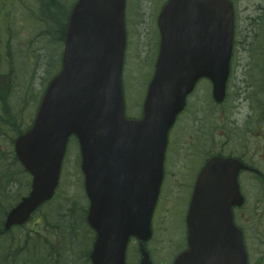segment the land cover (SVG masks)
Returning <instances> with one entry per match:
<instances>
[{"label": "water", "instance_id": "95a60500", "mask_svg": "<svg viewBox=\"0 0 264 264\" xmlns=\"http://www.w3.org/2000/svg\"><path fill=\"white\" fill-rule=\"evenodd\" d=\"M222 1L169 0L163 7L155 72L138 120L124 117L121 98L124 0L77 1L62 69L45 89L33 125L14 142L19 161L33 177L28 196L7 213L5 230L25 222L51 197L73 133L89 197L86 221L95 232L92 264H125L129 237L141 245L139 264H152L143 243L152 236L167 131L200 75L216 76V97L224 86L233 16L227 6L217 5ZM214 162L203 167L186 217L187 249L173 264H245L237 232L228 227L232 202L218 199H229L236 187L219 179Z\"/></svg>", "mask_w": 264, "mask_h": 264}, {"label": "rangeland", "instance_id": "374dc122", "mask_svg": "<svg viewBox=\"0 0 264 264\" xmlns=\"http://www.w3.org/2000/svg\"><path fill=\"white\" fill-rule=\"evenodd\" d=\"M12 9L8 11V17H0V39L4 42L3 46L7 49V56L0 55V76L2 77V84L0 88V99L5 100L6 104H2L0 100V115H4L5 112L16 117L17 120L21 117L27 118L29 114L32 116L36 111L39 103V97L43 92V89L48 80L58 71L61 62V53L63 50V41L59 40L60 23L56 22L51 24L48 20V11L42 10L43 5L38 0L37 3H33L34 13H31L30 0H11ZM64 10L69 9L71 3L74 0H58ZM150 0H127L126 9V24H127V44L124 54V63L122 71V85L123 96L125 102V114L127 116L139 115L140 106L143 102L146 87L151 77L153 70V61L156 55V44L158 41V35L155 31V18L157 14L156 4L147 5ZM159 0H155V3ZM257 2L258 0H251ZM0 8L5 12L7 8V2L0 0ZM144 3V4H143ZM38 4V6H37ZM41 7V8H40ZM53 11L54 8L49 6ZM253 12V19L257 17V10L255 7L247 10L238 9L237 23L240 27L248 26L253 28L251 21L248 23V17L246 14ZM56 13V11H55ZM46 16L44 21H41L40 16ZM56 16V15H55ZM252 17V16H251ZM247 19V20H246ZM52 25V26H51ZM237 25V33L235 34L236 40L234 41V60L235 62H241V55L238 53V48L241 49V44L237 45V40L241 38L243 32ZM47 30V31H46ZM157 30V29H156ZM4 38V39H3ZM257 49V48H254ZM3 51V48L1 49ZM9 58L11 67L7 66L5 59ZM2 63L4 67H2ZM241 72L237 69L230 81L231 83H237V86L241 83ZM234 93V92H232ZM229 101L231 98L229 97ZM8 104L11 106L8 107ZM35 110V111H34ZM33 117V116H32ZM184 137L187 141H190L191 134L187 129L183 131ZM3 137V138H2ZM7 137L6 134L0 135V184L9 182L8 190L10 192H16L19 189L22 190L24 178L19 175L18 164L11 159L12 154L8 146V140L4 141ZM13 150V149H12ZM176 157L171 154L169 157V163L171 167L176 164ZM7 168L11 169L10 173H7ZM62 182L59 193L61 197H57V200L61 198V207L59 212L65 215V220L69 225L71 220L70 211L71 201L78 200L81 204L87 206V198L83 188V175L80 170V153L77 141L72 138L66 149L64 157L61 178ZM168 185V184H167ZM171 195L168 189H166V195ZM58 205L51 206L49 211L58 210ZM164 209L169 211V208L164 205ZM45 211L44 209L41 210ZM50 213V212H47ZM58 212H55L57 214ZM180 215L183 217L184 207L179 209ZM49 214V216L55 215ZM166 215L164 214L163 219ZM170 221L159 219L157 224V231L155 239L157 242L162 243L164 250H159L151 257L155 262L159 263L158 259L163 255L168 256L167 262L170 263L175 252L181 248L178 241V231L175 229L177 223L175 218L169 214ZM50 218V217H49ZM58 217L57 219H59ZM56 218H50V221L56 226L58 220ZM35 222H38V220ZM27 227L24 231L20 229L13 230L9 235H5L1 238L5 243L9 242V238L20 237V246H30L31 238L25 235L33 234L34 231ZM83 229V228H82ZM162 229V231H161ZM168 233H164L165 230ZM56 233L51 237L50 243L47 245L53 257L59 258L61 253L70 249L69 259L67 264H89L86 260V252L91 248V237L93 234L90 231H83L77 242H71V238L68 240L67 235L64 238L58 229ZM71 236V231L69 233ZM175 244L174 247V243ZM129 253L128 262L134 264L137 262L138 252L136 247V241L132 240ZM164 243V245H163ZM150 244V243H148ZM55 246V249L52 246ZM159 249V248H158ZM88 250V251H87ZM45 251V248L41 250ZM158 258V259H157ZM85 260L87 262H85ZM59 263V262H58Z\"/></svg>", "mask_w": 264, "mask_h": 264}, {"label": "flooded vegetation", "instance_id": "af4514ba", "mask_svg": "<svg viewBox=\"0 0 264 264\" xmlns=\"http://www.w3.org/2000/svg\"><path fill=\"white\" fill-rule=\"evenodd\" d=\"M229 2L234 10H252L253 7L257 10L254 19L253 12L246 14L247 22L251 21L254 27L244 26L241 30L243 39L237 40V45L241 44L242 50L238 48V53L242 61L235 62L233 49L226 94L221 102L201 99V105L183 113L174 154L177 162L173 168L169 167L167 158L166 176L170 185L176 187L184 207L185 198L192 194L203 163L212 154L234 158L238 167L235 180L241 196L235 197L240 203L231 206V221L241 234L247 264H264V0ZM249 37L256 38L259 44L250 42ZM237 69L242 74L239 86L230 84ZM208 85L211 95L210 82ZM199 113L207 115V120L198 119ZM184 129L191 134L190 141L184 137ZM206 155L208 158L199 166V160ZM164 214L169 211L158 213L160 217ZM178 222L186 241L185 215L182 222L179 215Z\"/></svg>", "mask_w": 264, "mask_h": 264}, {"label": "bare ground", "instance_id": "6f19581e", "mask_svg": "<svg viewBox=\"0 0 264 264\" xmlns=\"http://www.w3.org/2000/svg\"><path fill=\"white\" fill-rule=\"evenodd\" d=\"M40 1L43 4H49L53 0H40ZM53 4L55 5L54 7H57V8L58 7H62V5L60 4V2L58 0H54ZM155 4H156L155 10H157V14H156V18H155L156 19L155 20V26H156L155 31H156V33L158 35V41H157V44H156V55H155V57L157 59V56H158V53H159L160 39H161V33H160V30H159L158 24H157L158 16L160 15L159 1H157L155 3V0H150L149 3H147L148 6L149 5H155ZM48 9H49V5H44L43 8H42V10L44 12H46ZM49 22H51V21H49ZM51 24L53 25V22H51ZM248 40L250 42L254 43L255 45L259 44L258 41L256 40V38H250L249 37ZM156 59H154V61H153L154 62L153 63V70H152L151 77H150V79L148 81L147 87H146V91H145L143 102L141 103V106H140V111H139L140 114L138 116L134 115V117L138 118V117H141L143 115L144 102H145V99H146V96H147L149 83L151 82L152 77H153L154 72H155ZM122 71H123V68L121 69V73H120V87H121V98H122V104H123V111L125 112V102H124L123 85H122ZM210 80H211V76H208V75H200L195 80L192 88L185 94L183 107L181 108V110H179L180 113H183V112H185L187 110H190L191 107H195L197 105H201V103H200L201 99H207V93L203 91V86L206 83H208ZM197 117H198V119H202L203 118L204 121H206L207 118H208L207 115L203 116L202 113H199ZM243 118L245 119V116ZM175 132H177V131H175ZM210 158L215 160L214 163L217 165V169H218L217 172L219 174V179L220 180H223V181L235 180V178H236V170L238 169V167L236 166L237 162H236V160L234 158H229V157L223 156L221 154H212L210 156ZM166 168H167V165L164 164L162 166V173L166 172ZM4 185H5V183H3L0 186V189H3ZM70 249L67 248V252L65 254L66 258L69 256L68 252H69Z\"/></svg>", "mask_w": 264, "mask_h": 264}, {"label": "trees", "instance_id": "16d2710c", "mask_svg": "<svg viewBox=\"0 0 264 264\" xmlns=\"http://www.w3.org/2000/svg\"><path fill=\"white\" fill-rule=\"evenodd\" d=\"M53 6H55V5L53 4ZM47 11H48V20L49 21H51L53 23H56V22L60 23L59 30H57V32L59 33V38L62 39L64 36V28H65V23H66V18H67L66 14L67 13L64 10H61L60 7H58V11H57L58 16H55V13L50 11V9H48ZM20 127L21 126L18 123V120L16 119V117L10 115L7 112H5L4 115H2V114L0 115V130L4 129V131H6L10 134V135H8V139H9L10 143L13 140L12 135L14 133L21 131ZM12 158L14 161H16V158L14 157V155L12 156ZM4 201H6V199L0 200V204L1 203L3 204ZM0 210H1V212L5 211L4 205L0 207ZM71 211H72V209H71ZM84 212H85V209L80 207V206H78L76 209H73V213L71 214L72 217H71V220L69 221V224H70L69 227L72 230V233L74 235H76V231L79 233V231H81L82 228H84L86 226V223L84 221ZM47 219H48V217L44 218V220H47ZM47 224L51 225L50 223H47ZM2 232H3V228L1 225V217H0V234Z\"/></svg>", "mask_w": 264, "mask_h": 264}]
</instances>
